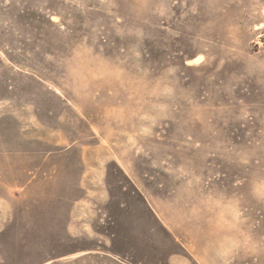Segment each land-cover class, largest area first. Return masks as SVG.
Masks as SVG:
<instances>
[{
	"label": "rangeland",
	"instance_id": "374dc122",
	"mask_svg": "<svg viewBox=\"0 0 264 264\" xmlns=\"http://www.w3.org/2000/svg\"><path fill=\"white\" fill-rule=\"evenodd\" d=\"M0 264H264V0H0Z\"/></svg>",
	"mask_w": 264,
	"mask_h": 264
}]
</instances>
